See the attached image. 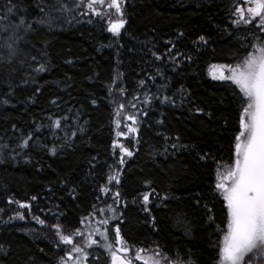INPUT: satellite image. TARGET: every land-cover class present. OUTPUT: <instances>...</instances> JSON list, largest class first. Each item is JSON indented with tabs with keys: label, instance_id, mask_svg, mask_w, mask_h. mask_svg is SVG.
<instances>
[{
	"label": "trees",
	"instance_id": "trees-1",
	"mask_svg": "<svg viewBox=\"0 0 264 264\" xmlns=\"http://www.w3.org/2000/svg\"><path fill=\"white\" fill-rule=\"evenodd\" d=\"M103 1L109 17L85 0L53 26L21 32L10 61L0 48V264H62L71 245L51 226L72 234L96 222L113 239L119 228L130 257L144 248L215 264L227 231L215 185L235 159L241 109L239 91L213 72L249 50L238 35L254 20L232 14L249 0H123L118 35L108 31L117 12ZM17 2L38 14L37 0ZM8 3L0 0V16ZM76 117L83 132L56 153V136Z\"/></svg>",
	"mask_w": 264,
	"mask_h": 264
},
{
	"label": "snow or ice",
	"instance_id": "snow-or-ice-1",
	"mask_svg": "<svg viewBox=\"0 0 264 264\" xmlns=\"http://www.w3.org/2000/svg\"><path fill=\"white\" fill-rule=\"evenodd\" d=\"M97 2L103 3V0H87V8L92 10L94 15H99L98 10L94 8ZM84 3L85 0H73L71 4L68 0H37L33 7L38 14L29 16L26 4L17 2V0H9L6 5V14L0 16V34H2L0 48L6 50L10 61L16 55L19 41L24 39V36L20 35L21 32L27 35L36 31L34 25L51 27L60 19V16L55 15L56 13L70 12L73 8H80ZM109 6L115 7L118 13L121 11L118 0H111ZM232 14H239L244 24L252 23L258 18L257 27L264 32V0H250L247 6V17L239 3L233 7ZM238 22L237 20L232 21L233 24ZM124 23L123 19L111 22L108 31L118 35ZM199 41L206 43L204 36H200ZM242 47L249 48V50L233 64L221 65L222 68H227L229 74H221L219 77L221 80L231 81L239 89L241 110L240 130L235 136L234 144L235 159L228 166L226 174L218 176L215 185V188L223 195L227 208V231L224 232L223 239L218 244V258L215 264H264V38L257 37L250 46L242 45ZM44 70L43 64L36 69L37 72ZM36 91L38 92L39 88ZM164 99L167 100L168 97ZM197 111H202V109H197ZM129 119L135 121L134 116ZM52 123L56 128L60 127L59 119L53 120ZM130 130L135 131V129ZM123 134L117 132L118 136ZM27 142V140L23 141L24 144ZM173 147L177 145L173 144ZM121 152L132 155L127 148H121ZM119 163H123V160L121 159ZM109 179L119 183L116 176L109 177ZM101 191L107 192L109 189L102 188ZM114 195L119 197V192ZM142 195L147 203L149 195L147 193ZM16 203L21 208L28 207L20 201ZM16 215L24 219L19 212ZM33 219L40 225L46 223L38 216H34ZM101 223L107 225L108 220L105 219ZM51 227L56 229V235L61 243L72 246L71 251H65L60 257L62 264H67L65 256L69 260L75 259V264H83L89 253L84 252L79 244L73 242V237L81 234L80 230L76 229L72 234H64L59 224H53ZM100 236L104 240L103 244H99L91 237L88 239L91 245L100 246L105 250L110 257V264H133L131 257L121 255L129 253L132 249L121 237L118 227L115 229L114 239L107 235V229L100 232ZM2 250L3 246L0 245V251ZM72 252L81 254V258H74ZM141 253H147V255L142 256ZM135 260L141 261V264H193L190 256L181 254L179 251L165 253L162 250L144 248L135 249Z\"/></svg>",
	"mask_w": 264,
	"mask_h": 264
},
{
	"label": "rangeland",
	"instance_id": "rangeland-1",
	"mask_svg": "<svg viewBox=\"0 0 264 264\" xmlns=\"http://www.w3.org/2000/svg\"><path fill=\"white\" fill-rule=\"evenodd\" d=\"M133 0H126V2H131ZM193 1V0H192ZM203 1H207V0H203ZM108 1H103V3H99V6L101 7L102 10L107 11V16L109 17L110 14V10L108 7ZM247 3L246 5V9H245V15L247 14V6L250 3L249 1H245ZM118 3L120 5L123 4V0H118ZM109 4H111V0H109ZM113 9L116 11L115 7H113ZM117 12V11H116ZM121 15V12H117V18L112 21L115 22L117 21V19L119 18V16ZM111 23V22H110ZM259 24V19L256 18L254 19V22L247 26L243 31L239 32L238 38L243 41H249L250 44L254 41H256L257 37H262L264 38V32H262L260 30L259 27H257V25ZM249 28V29H248ZM248 45V43H247ZM228 75V70L226 71H215L213 72V76L216 77L217 79H219L220 75ZM230 83H225L226 86H229L230 88H236L238 91L239 89L236 87V85H234L231 81H229ZM68 128L70 129V132H68L66 129H62L61 133L58 134L56 136V142L55 145L53 146V150L58 153L60 152L62 149H66L67 147H69L72 143V139H71V133L72 132H77L78 134H81L83 132L84 129V123L81 121V119L79 117H76L73 121L72 125H68ZM228 170L227 168H224L218 176L222 175V174H226ZM218 179V177H217ZM108 216L111 215L110 213L107 214ZM107 226V225H106ZM105 228L102 227V225L100 224V222H96L95 223V228L90 229V230H85L84 228L80 229V235L76 236L75 239H73V242L76 244H79L81 246V248L83 249L84 252L89 253L87 260L83 261V264H110V257L104 253L105 250L102 247H97L94 245L90 244L89 241V237H91L92 239H95L97 241L98 238H100V240L98 241L99 244H103L102 242V237L100 236V232H104ZM101 241V242H100ZM72 247V246H71ZM123 254V253H122ZM132 255H134V253H131ZM125 257H130L131 255H129V253L127 254H123ZM142 256H146L145 254L141 253ZM72 256L74 258H81V254L72 252ZM108 256V257H106ZM135 260V257H134ZM137 261V260H135ZM140 263H133V264H141V261H138ZM67 263L68 264H75V259L74 260H69L67 259Z\"/></svg>",
	"mask_w": 264,
	"mask_h": 264
},
{
	"label": "flooded vegetation",
	"instance_id": "flooded-vegetation-1",
	"mask_svg": "<svg viewBox=\"0 0 264 264\" xmlns=\"http://www.w3.org/2000/svg\"><path fill=\"white\" fill-rule=\"evenodd\" d=\"M99 240H100V238L97 239V241H99ZM94 246H97V245H94ZM97 247H100V246H97ZM104 253H105V252H104ZM121 255H123V254H121ZM123 256H124V255H123ZM106 257H108V256H106ZM131 258H132V262H133V263H140V262H138V261H135V260H134V257H131ZM84 264H85V263H84Z\"/></svg>",
	"mask_w": 264,
	"mask_h": 264
}]
</instances>
